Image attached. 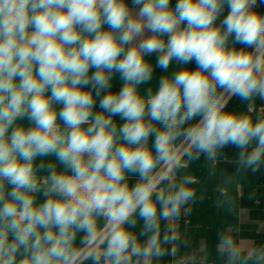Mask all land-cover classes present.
<instances>
[{
  "label": "clouds",
  "instance_id": "clouds-1",
  "mask_svg": "<svg viewBox=\"0 0 264 264\" xmlns=\"http://www.w3.org/2000/svg\"><path fill=\"white\" fill-rule=\"evenodd\" d=\"M261 6L0 0V264L176 255L166 246L196 198L190 165L231 146L237 171L264 166ZM233 97L246 108L230 110ZM217 252L264 264V244L231 232Z\"/></svg>",
  "mask_w": 264,
  "mask_h": 264
},
{
  "label": "crops",
  "instance_id": "crops-1",
  "mask_svg": "<svg viewBox=\"0 0 264 264\" xmlns=\"http://www.w3.org/2000/svg\"><path fill=\"white\" fill-rule=\"evenodd\" d=\"M176 3L177 0H171L173 7ZM259 10L264 12V6ZM147 59L155 64L156 56ZM187 67L195 68V64ZM176 68L173 63L169 72ZM161 75L164 73L156 69L153 81L142 86V90L154 86ZM113 85V91H118L121 86L118 79ZM228 107L239 111L246 105L233 97ZM237 156L238 150L229 146L222 150L215 162L201 156L190 165L187 171L194 177L196 198L187 206L188 214L182 212L171 226L178 239L174 245L166 247L171 249L175 246L176 255L165 256L156 264H224V259L217 252V244L219 235L226 231L236 236L238 241L264 244V166L255 173L237 171ZM132 179L134 182L135 178ZM222 188L226 190L224 196L220 192ZM136 231H139V225Z\"/></svg>",
  "mask_w": 264,
  "mask_h": 264
},
{
  "label": "built area",
  "instance_id": "built-area-1",
  "mask_svg": "<svg viewBox=\"0 0 264 264\" xmlns=\"http://www.w3.org/2000/svg\"><path fill=\"white\" fill-rule=\"evenodd\" d=\"M177 264H185V263H177Z\"/></svg>",
  "mask_w": 264,
  "mask_h": 264
}]
</instances>
